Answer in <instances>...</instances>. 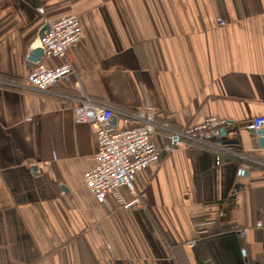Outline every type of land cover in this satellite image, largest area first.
Here are the masks:
<instances>
[{"label": "crops", "instance_id": "1", "mask_svg": "<svg viewBox=\"0 0 264 264\" xmlns=\"http://www.w3.org/2000/svg\"><path fill=\"white\" fill-rule=\"evenodd\" d=\"M69 15L85 34L70 83L0 84V264H264V233L241 235L264 221V149L246 128L264 116V0H0V80L24 82L40 28ZM76 82L115 113L153 108L170 130L217 116L223 149L185 141L138 174L136 197L119 190L140 205L101 203L84 184L96 133L61 96Z\"/></svg>", "mask_w": 264, "mask_h": 264}, {"label": "built area", "instance_id": "2", "mask_svg": "<svg viewBox=\"0 0 264 264\" xmlns=\"http://www.w3.org/2000/svg\"><path fill=\"white\" fill-rule=\"evenodd\" d=\"M47 31L42 38H38L39 47L45 49V58L60 62L54 68H49L43 61L38 63L28 74L24 82L15 83L2 81L0 84L20 88L21 90L50 93L61 83H70L74 67L69 60L72 47L78 45L84 38V27L76 15H69L59 21L46 22ZM221 25L226 23L220 20ZM40 28V32L43 28ZM76 95H61L73 101V111L76 120L91 126L97 137L98 151L95 165L84 174V184L90 193L101 203H107L112 196L124 208L140 205V199L135 198L132 203L125 204L119 193L126 188L136 197L135 178L153 164L159 163L166 154L176 152L185 141L205 147L220 148L217 144L221 138V129L228 124L217 116H210L201 124H196L186 130H170L156 122V111L147 106L137 114L117 111L94 101L88 97L81 84L74 85ZM120 116L122 120L112 125L114 118ZM132 122V124H131ZM134 123V124H133ZM249 131L264 129V116L249 121L246 126ZM158 129L170 131V138L163 147L153 142V136ZM47 165V164H46ZM209 223L197 224V238L189 245L194 247L207 233L202 229ZM264 233V221H258L254 227L245 228L241 235L247 236L251 231Z\"/></svg>", "mask_w": 264, "mask_h": 264}, {"label": "water", "instance_id": "3", "mask_svg": "<svg viewBox=\"0 0 264 264\" xmlns=\"http://www.w3.org/2000/svg\"><path fill=\"white\" fill-rule=\"evenodd\" d=\"M47 26H45L43 28V30L40 32L39 34V38H42L44 33L47 31ZM45 49H42L41 47L33 49L28 58H27V67L28 70L31 72L33 70V68L40 62H42L45 59ZM117 122V119L114 118V120L112 121V125L115 126ZM252 133H255L258 140H259V144H260V148L264 149V129L258 130V131H251ZM221 135H226V129L223 128L221 129Z\"/></svg>", "mask_w": 264, "mask_h": 264}]
</instances>
